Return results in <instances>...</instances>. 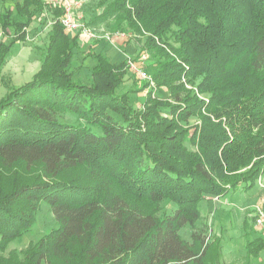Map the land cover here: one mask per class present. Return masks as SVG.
Instances as JSON below:
<instances>
[{"label": "trees", "instance_id": "obj_1", "mask_svg": "<svg viewBox=\"0 0 264 264\" xmlns=\"http://www.w3.org/2000/svg\"><path fill=\"white\" fill-rule=\"evenodd\" d=\"M2 1L15 4L0 12V72L49 6ZM82 12L92 25L111 28L116 18L115 30L145 37L119 43L137 58L151 53L146 70L156 88L141 105L134 94L147 80L120 94L126 80L139 82L136 74L126 58L113 62L95 49L87 51L97 60L88 81L78 80L69 70L78 36L55 21L40 69L0 98V163L13 180L6 188L0 178V264H228L207 257L200 204L248 192L264 175V0H86ZM61 41L69 53L55 59ZM21 164L27 172L39 165L46 180L19 185L12 170ZM74 169L81 180L61 179ZM42 202L58 227L21 259L4 256Z\"/></svg>", "mask_w": 264, "mask_h": 264}, {"label": "rangeland", "instance_id": "obj_2", "mask_svg": "<svg viewBox=\"0 0 264 264\" xmlns=\"http://www.w3.org/2000/svg\"><path fill=\"white\" fill-rule=\"evenodd\" d=\"M91 1V0H90ZM90 3V2H89ZM13 2L5 3L2 0H0V12H5L9 9H11L14 6ZM48 6V16L50 19H52V16L54 15L53 10L55 8L60 9L58 5H53L49 2ZM93 7H95L93 5ZM47 8V7H46ZM96 10L101 11L103 7H95ZM35 10V9H34ZM44 10H47L44 8ZM61 10V9H60ZM86 10V8H85ZM40 12V11H39ZM82 15H84V12H82ZM87 14V11H86ZM37 17V16H35ZM85 17V15H84ZM45 17L40 15L38 19V23L35 21H32V23L27 27V40L24 42L17 41L12 47V51L7 55L5 58V63L1 66V72H0V98L5 95L9 90L10 86L24 84L28 82V80H31L33 78V74L40 69L41 63H42V56L44 55L45 47H47L50 37L52 35V29L50 25H47V22L45 23L44 20ZM57 18V17H55ZM86 18V17H85ZM36 22V24H35ZM104 24V29L106 32L113 33L116 32L115 25H117V19H113L110 21L111 28H108ZM71 35V34H70ZM2 36L1 30H0V38ZM72 36V35H71ZM143 36L140 34L133 35L132 38L128 39L126 43H138L144 41ZM7 42H9V39L5 37ZM93 40H90L86 37H80L78 38V44L83 48L84 51L76 52L75 56L73 57V61L71 65L69 66L70 72L74 74V76L82 81L86 82L88 81V78L90 76L91 67L94 66V64L97 62L94 58L86 57L87 56V45L86 42H91ZM96 43H103V44H109L106 42L105 39L99 38L96 41H93ZM120 44V43H119ZM78 47L80 48V46ZM99 50V49H97ZM140 49H138V52ZM123 56L125 57L126 53H128L125 49H122ZM69 53V47L64 43L63 41L56 44L55 49L52 51V55L56 59H61L63 54ZM79 53V55H78ZM148 56L151 57V53L148 52ZM53 58V59H54ZM126 58V57H125ZM149 59V58H148ZM152 74L151 72H149ZM133 74V73H132ZM135 77L130 78L129 80H126L125 83L122 84V87L119 89V93H126L127 90H130L131 83L133 82V88L138 89L142 87L141 83L144 81H141L138 77L137 79L139 82L135 83ZM191 85V84H190ZM146 88V87H145ZM147 89L138 90V94H134L137 97V103L138 105H141V103L144 102V95L147 92ZM142 91V92H141ZM130 97L132 96L129 94ZM201 95V94H200ZM202 96L204 94L202 93ZM201 96V97H202ZM59 117L61 119L69 121V122H76L78 118L74 114H60ZM191 120H196V118H193ZM15 175L17 177V180L19 185L25 181L26 183H30L32 180L36 178V182L42 183L46 180L44 177H42L40 173V167L39 165L35 166L31 172H27L28 170L25 168V166L17 165L16 169H13ZM80 170L74 169V170H64L60 175L61 179L63 181L68 180H81L82 176H79ZM28 175V176H27ZM30 176V177H29ZM41 176V177H40ZM3 177V187H10L12 185V177L8 170H4L0 163V178ZM261 180H264V175L260 178ZM49 181V180H48ZM1 182V180H0ZM264 183V181H263ZM260 186L261 188H264V185H260L258 183L255 188L249 191V194L244 195L246 192L240 191L242 195L241 200H244L248 203L249 200H252L254 205L249 207V211H243L240 207L242 205V202L236 201L235 204L233 201L235 199L232 198L231 195L226 196L224 199L228 200L230 203L223 204L220 203V207H215L214 205L203 202L200 204L201 212L204 214V220L208 223V237H207V243H210V246L208 248L207 257L214 260L216 258L218 259H225L228 264H264V241L262 238L258 237V239H255V237L259 236V232L254 227V220L251 218L250 221V228L248 227L246 230L243 227V220L245 217L248 219L250 218V214L253 216L256 214L255 212V206L260 205V202L257 201L262 200V194L260 195V190L258 188ZM264 194V191H262ZM250 198V199H249ZM258 199V200H257ZM225 200V201H226ZM258 203V204H257ZM163 205L166 207L167 210H170L173 208V205L169 201H165ZM219 206V203H217ZM221 208V209H220ZM245 209V208H244ZM219 211V213H218ZM251 216V217H252ZM35 222L31 228L30 231L25 232L22 236H20L18 239L8 242L6 246V250L3 252V255L10 256L11 253L15 252L19 255V259L23 256L25 251L31 246L34 245L36 242H38L41 238H43L45 235L48 234L52 229L58 227V222L56 219H54L53 214L50 210V206L46 204L45 202H42L41 208L37 211V214L35 216ZM248 221V222H249ZM250 229V230H249ZM191 233L192 229H190L188 226L183 228L182 230V236L186 241L191 242ZM249 233V235H248ZM260 239V240H259ZM211 261H206V264H210Z\"/></svg>", "mask_w": 264, "mask_h": 264}, {"label": "built area", "instance_id": "obj_3", "mask_svg": "<svg viewBox=\"0 0 264 264\" xmlns=\"http://www.w3.org/2000/svg\"><path fill=\"white\" fill-rule=\"evenodd\" d=\"M46 2H50L53 5H58L61 9V14L57 18H48L47 25L52 26L56 20H59L61 24L64 26V29L67 31L73 32L75 35H80L84 38H88L90 40L96 41L99 38H103L110 45L120 46L119 42H126L128 39L133 37V34L126 31L117 30L116 32L109 33L104 29V25H92L89 21L82 15L81 11H83V5L86 0H46ZM50 5V4H49ZM47 11H44L40 15L43 17H49ZM47 15V16H46ZM127 61L128 70H130L133 74L142 80H147L149 82L150 88H156L154 79L152 75L146 70V62L149 58L148 51L144 49L141 51L139 58L134 53H126L125 55ZM185 82V78H183ZM188 87H192V85L187 83ZM264 180L259 179L258 183L260 185H264ZM255 226L260 229L264 236V209L263 205L255 206Z\"/></svg>", "mask_w": 264, "mask_h": 264}, {"label": "crops", "instance_id": "obj_4", "mask_svg": "<svg viewBox=\"0 0 264 264\" xmlns=\"http://www.w3.org/2000/svg\"><path fill=\"white\" fill-rule=\"evenodd\" d=\"M8 2H10V1H6L5 3H8ZM11 3V2H10ZM38 19H39V17H36L35 19H34V21L36 20V22L38 23ZM36 22H35V24H36ZM27 29V28H26ZM68 33H69V35L71 34L72 36H76L73 32H69V31H67ZM78 36V35H77ZM78 38H79V36H78ZM86 45L88 46L87 47V50L86 51H90V50H93V49H95V51H104V53H106L107 54V56L109 57V58H111V60L113 61V62H121V61H123L124 59H125V57L123 56V51H122V49H124L125 48V46L123 47V46H113V45H107V44H103V43H96V42H93V41H91V42H86ZM80 46V45H79ZM12 49H13V47H12ZM97 49H99V50H97ZM76 50V49H75ZM12 51V50H11ZM77 52H82V51H84L83 50V48H81V46H80V48L78 47V49L76 50ZM78 55H79V53H78ZM41 67V66H40ZM37 72V71H36ZM19 85H21V84H19ZM255 188V187H254ZM258 188H259V190H260V195L262 194V200L261 201H257L258 203L260 202V205H263V203H264V194L262 193V191H264V188H261L260 186H258ZM253 189V188H252ZM252 189H250V190H252ZM249 190V191H250ZM249 191L248 192H246V193H244V195H247V194H249ZM242 192H245V191H242ZM242 195L243 194H241L240 193V191H237V192H235L234 194H232L231 196H232V198L233 199H235L234 201H233V203L235 204V202L236 201H238V202H242L243 204L242 205H240V207H242L241 209H243V211H249L248 209H249V207H251L252 205H254V203L256 202H253V204L251 203L252 202V200H249L248 201V203L247 202H245L244 200H241L240 201V199H241V197H242ZM228 196V195H227ZM226 197V196H225ZM225 197H221L220 199L219 198H212V199H207L206 201H205V203L206 202H208V203H210V204H212V206L214 205L215 207H218V209H219V207L222 205H220V203H223V204H225V203H227V204H229L230 205V203L228 202V200H226V199H224ZM250 199V198H249ZM226 200V201H225ZM258 200V199H257ZM217 203H219V206L217 205ZM257 203V204H258ZM245 208V209H244ZM221 209V208H220ZM218 213H219V211H218ZM252 215L250 214V216L249 217H251ZM253 218H254V215L252 216ZM246 218V217H245ZM245 220V219H244ZM244 220H243V222H244ZM242 222V223H243ZM254 227H256L255 226V222H254ZM256 229L258 230V232H259V236H257V237H255V239H258V237L260 238H262V240L264 241V236H263V234H262V232L260 231V229L258 228V227H256Z\"/></svg>", "mask_w": 264, "mask_h": 264}]
</instances>
